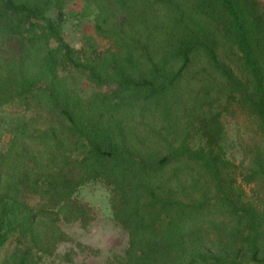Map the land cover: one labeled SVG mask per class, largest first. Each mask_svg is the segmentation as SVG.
Returning a JSON list of instances; mask_svg holds the SVG:
<instances>
[{
  "label": "trees",
  "instance_id": "trees-1",
  "mask_svg": "<svg viewBox=\"0 0 264 264\" xmlns=\"http://www.w3.org/2000/svg\"><path fill=\"white\" fill-rule=\"evenodd\" d=\"M70 1L0 0V105L33 109L29 114L7 113L13 138L1 158L0 249L14 236L49 245L57 232L63 234L58 214L72 208L77 189L104 177L119 189L120 195L115 191L110 196L111 211L129 236L112 264H264V208L241 206L238 212L231 199L235 192L227 177L219 110L194 114L197 144L170 146L166 152L141 145L136 153L124 144L119 126L102 120L99 103L105 104V98L75 108L74 82L64 73L82 70L98 84L108 73L103 60L79 58L63 38ZM86 2L96 9V32L117 44L127 39L126 33L140 32L143 18L149 11L156 13L155 6H166L156 16L160 19L148 20L164 34L163 50L159 56L139 52L133 60L125 54L128 64L117 66L111 92L137 91L142 113L197 62L201 82L209 86L202 88L205 98L225 95V109L234 98L256 119L263 139L247 168L248 176L264 185V11L259 3ZM18 145L21 151L12 153ZM212 197H218L219 206L208 204ZM32 245L12 255V264H37L29 257Z\"/></svg>",
  "mask_w": 264,
  "mask_h": 264
},
{
  "label": "rangeland",
  "instance_id": "rangeland-1",
  "mask_svg": "<svg viewBox=\"0 0 264 264\" xmlns=\"http://www.w3.org/2000/svg\"><path fill=\"white\" fill-rule=\"evenodd\" d=\"M255 1L264 11V0ZM68 6L65 22L62 24L63 38L72 46L79 58H88L97 63L103 60L108 73L107 76L103 74L100 84L82 70L64 73L74 82L75 108L89 106L105 98V104L99 103L103 112L102 120L112 127L119 126L120 131H124L126 136L124 144L136 153L137 146L141 145L147 149H160L166 152L170 146L177 147L191 141L197 144L199 122L194 119V114L200 109L211 108L212 113L215 109L219 110L221 112L219 120L224 124L221 140L223 156L229 163L227 177L235 192L231 194V199L239 207L238 212L241 206L245 208L252 206L262 211L264 185L257 178L251 179L247 168L254 151L259 149L263 139L257 121L248 109L239 105L234 98H229L227 109L225 95L218 93L215 97L214 93H211L205 98L202 88L209 86L201 82L203 78L196 71L200 68L197 62L196 68L185 71L174 88L164 97L148 103L142 113L137 109V104L140 103V101L137 103V91L128 90L116 95L110 90L114 84L113 77L117 66L126 62L125 54H129L131 60L137 58V53L144 51L151 56H159L164 47V34L155 25H149L148 20L160 19L156 16L163 15L166 6H155L160 11L154 8L156 13L148 12L146 15L148 18H143L145 24L139 28L140 32L133 36L126 33L127 39L118 44L114 38L103 37L96 32L94 28L96 9L93 5L88 7L86 0H71ZM50 44L56 46L54 40ZM115 56H118V59L114 63ZM39 84H41L39 88L44 87L43 83ZM205 100L212 101L209 103ZM29 107L31 105L15 107L0 105V174L4 171V168L1 171V158L7 153L13 138L12 129L7 123V113L12 111L29 114L33 110ZM46 112L45 109L42 110V113ZM15 151L20 152L21 146H16L12 153ZM75 152L80 158L77 147ZM115 191L120 195L116 184L104 177L85 182L77 189L72 208L58 214L56 223L63 234L57 232L46 246L43 243L32 245L28 237L14 236L1 247L0 264H4L5 260L12 264V255L20 254L21 250L30 245L32 251L29 257L37 264H112L113 255L122 253L129 239L128 233L111 211L110 196ZM26 194L31 197L32 202H36V197L30 189L26 190ZM210 194L207 193L208 196ZM208 204L219 206L218 197H212ZM71 210L73 214L70 213ZM210 236L213 237V233ZM261 242L264 250V226L261 230Z\"/></svg>",
  "mask_w": 264,
  "mask_h": 264
}]
</instances>
